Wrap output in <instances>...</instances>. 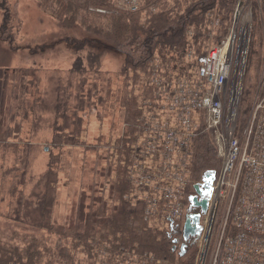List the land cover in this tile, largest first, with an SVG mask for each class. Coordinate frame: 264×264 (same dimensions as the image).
Instances as JSON below:
<instances>
[{
    "label": "trees",
    "instance_id": "obj_1",
    "mask_svg": "<svg viewBox=\"0 0 264 264\" xmlns=\"http://www.w3.org/2000/svg\"><path fill=\"white\" fill-rule=\"evenodd\" d=\"M237 2L142 0L140 9L133 12L118 9L114 0H37L39 7L51 12L63 30L80 29L81 34L90 35L77 42L78 49H84L88 42L94 44L86 57H77L66 76V86L58 83L52 89V98L42 96L36 100L38 113L51 114L49 120L43 121L47 129L53 127L55 130L53 143L59 147L85 145L80 140L84 120L80 113L91 104L93 91L92 88L85 91L88 83L86 74L100 73L106 43L125 56L122 69L124 88L117 100L125 111L124 128L109 144L112 152L108 156H116L117 167L113 170L108 197L94 196L87 206L81 201L74 223L53 221L59 182L56 166L60 160L51 159L48 170L36 176L32 172L27 174L29 156H21L24 170L26 167L27 170L13 188L16 202L12 215L17 224L33 229V232L18 234L17 244L0 241V264H96L98 255L104 250H108L110 255H119L122 249L148 253L168 264H197V242L195 238L185 240L183 224L152 225L145 218V201L134 200L136 185L130 178L134 143L140 131L138 117L143 113L144 103L155 100L157 85L154 78L166 83L179 78H193L204 64L208 48L219 44L228 34ZM2 4L5 35L10 28V10L7 0ZM253 17L240 101L239 123L242 128L248 120L264 69V1L260 4L254 0ZM28 76L32 79L27 80ZM15 77H20L21 81L12 92L10 83ZM38 84L36 69H21L9 75L0 71V146L17 139L21 127L11 126L7 117L12 112L19 115L21 111L35 108V102L32 106L30 100L25 103L24 99L30 94L29 88ZM221 167L222 160L214 137L212 133L205 132L199 139L193 159L192 184L187 190L188 204L196 194L195 185L203 176L212 172L217 177ZM111 174L109 167L105 176L110 178ZM30 186L33 188L29 194L27 188ZM44 232L57 238L51 247L43 238ZM183 250L185 253L182 255Z\"/></svg>",
    "mask_w": 264,
    "mask_h": 264
},
{
    "label": "built area",
    "instance_id": "obj_2",
    "mask_svg": "<svg viewBox=\"0 0 264 264\" xmlns=\"http://www.w3.org/2000/svg\"><path fill=\"white\" fill-rule=\"evenodd\" d=\"M260 4L264 0H257ZM254 0H238L228 34L209 47L193 78L168 83L155 77V100L138 117L130 178L133 198L145 201L147 221L185 224L199 212L197 264H264V83L248 120L239 123L240 101L254 25ZM142 0H120L118 9H140ZM103 12V10H100ZM212 133L222 160L207 198V212L187 202L199 139ZM205 175L197 185L206 183ZM197 209L199 211H197ZM96 264H168L148 253L104 250Z\"/></svg>",
    "mask_w": 264,
    "mask_h": 264
},
{
    "label": "rangeland",
    "instance_id": "obj_3",
    "mask_svg": "<svg viewBox=\"0 0 264 264\" xmlns=\"http://www.w3.org/2000/svg\"><path fill=\"white\" fill-rule=\"evenodd\" d=\"M2 3L3 0H0V71L9 75L10 72L21 69H36L39 78V84L31 86L30 90L28 89L30 94L25 95L24 99L25 103L30 100L32 106L35 102V108L33 107L31 111H21L19 115L15 112L8 115L7 121L13 127L20 126L21 132L16 140L11 139L9 144L0 146V241L17 244L18 234L33 232V229L17 224L12 215L16 202L12 191L20 181L17 180L27 170V167L24 170L20 159L22 155L27 154L30 158L27 174L32 172L36 176H41L48 170L51 159L60 160L56 166L59 182L57 204L53 214V221L58 224L74 223L81 201L86 202L87 206L90 198L94 196L108 197L110 183L114 177L113 170L117 167L116 156H108L110 155L108 153L112 152L109 144L113 143L111 140L117 138L120 130L124 128L125 111L117 100L124 88L125 77L122 69L125 56L105 44L107 50L102 57L100 73L96 74V71H93L86 74L88 83L85 85V91L88 92L90 88L93 91L91 104L80 113L84 119L80 140L85 145L56 146L53 143L54 128L47 129L48 126L44 123L50 119L51 114L38 113L36 100L39 101L38 98L42 96L52 98V89L58 83L67 82L66 76L77 57H86L92 49L91 45L94 44L88 42L84 49H78L77 42L89 38L90 35L84 33L82 35L80 29L63 30L51 12L39 7L37 0H7L10 28L4 35L5 9ZM114 3L118 7L120 0H114ZM263 71L257 92L264 83ZM31 79V76L27 77V80ZM20 81V77L13 78L10 83L12 92ZM90 83L92 86H89ZM13 102L15 103L14 100ZM109 167L112 174L107 178L105 175ZM208 173L210 172L205 174L207 182ZM32 188L33 186L28 187L27 193L30 194ZM150 223L168 226L167 221L163 219H154ZM184 228L185 225L183 233ZM42 235L48 246L51 247L56 242L55 235L46 232ZM103 255V252L98 255V262L104 259Z\"/></svg>",
    "mask_w": 264,
    "mask_h": 264
},
{
    "label": "water",
    "instance_id": "obj_4",
    "mask_svg": "<svg viewBox=\"0 0 264 264\" xmlns=\"http://www.w3.org/2000/svg\"><path fill=\"white\" fill-rule=\"evenodd\" d=\"M207 180L208 182L204 185H196L195 186V191L197 193V195L193 196V202L195 207H201L203 212H207L208 210V199L207 198H203V199H199L200 197H204V193L203 190H208L211 191V184L214 181V174L213 173H208L207 174ZM200 214H189L187 216V220L185 223V228H184V238L186 241H188L190 238L192 237H196L197 235H199L201 233V228L198 226L199 222H200ZM185 246H183L184 249ZM185 253V251H182V255Z\"/></svg>",
    "mask_w": 264,
    "mask_h": 264
},
{
    "label": "flooded vegetation",
    "instance_id": "obj_5",
    "mask_svg": "<svg viewBox=\"0 0 264 264\" xmlns=\"http://www.w3.org/2000/svg\"><path fill=\"white\" fill-rule=\"evenodd\" d=\"M203 193H204L205 195L209 194V193H207V190H203Z\"/></svg>",
    "mask_w": 264,
    "mask_h": 264
}]
</instances>
